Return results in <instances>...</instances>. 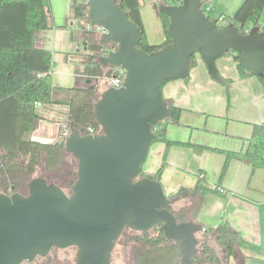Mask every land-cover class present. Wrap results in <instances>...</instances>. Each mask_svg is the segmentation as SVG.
<instances>
[{
    "label": "water",
    "instance_id": "95a60500",
    "mask_svg": "<svg viewBox=\"0 0 264 264\" xmlns=\"http://www.w3.org/2000/svg\"><path fill=\"white\" fill-rule=\"evenodd\" d=\"M85 5L88 22L105 30L99 44L115 45L96 54L97 62L103 69L123 68L124 80L119 87L106 84L93 103L99 132L70 127L64 139L54 140L77 160L70 193L42 176L27 182L26 194L0 192V264L31 263L53 248L68 247L76 248L75 264H111L124 230L145 232L159 224L177 243L180 264H194L203 225L178 220L169 206L179 196L166 194L154 173L142 170L154 127L170 115L161 87L188 77L193 54L216 80L215 60L228 52L237 54L245 71L264 76L263 24L240 31L232 22L219 25L208 17L201 0L162 2L157 8L169 18L170 41L148 53L137 46L142 33L120 2L86 0ZM31 139L53 142L41 135Z\"/></svg>",
    "mask_w": 264,
    "mask_h": 264
},
{
    "label": "crops",
    "instance_id": "0c3cea01",
    "mask_svg": "<svg viewBox=\"0 0 264 264\" xmlns=\"http://www.w3.org/2000/svg\"><path fill=\"white\" fill-rule=\"evenodd\" d=\"M201 1L214 18L232 16L244 0ZM162 2L138 0L149 44H162L166 38L157 8ZM48 5L51 27L35 33L34 45L51 52L52 97L68 100L72 95L68 88L85 85V57L98 53L89 48L93 32L87 28L88 19L74 17V7L84 6V0H48ZM259 23L264 29V10ZM195 62L187 78L161 87L168 103L182 111L178 123L161 124L163 132L151 143L144 170L158 176L166 194L179 196L175 203L180 206L186 198L179 192H191L199 175L207 187L217 185V192L209 191L202 198L195 220L205 227L225 221L236 232L233 255L227 257L224 249L215 247L222 264H264V168L252 169L245 161L230 159L220 178L226 155L217 150L239 151L252 124L264 122V83L257 76L242 75L229 53L215 60L220 80L210 76L198 54ZM103 79L98 82L104 89ZM36 109L41 119L35 132L41 136H54L59 123L68 121L66 105L39 104ZM162 137L173 143L167 144Z\"/></svg>",
    "mask_w": 264,
    "mask_h": 264
},
{
    "label": "trees",
    "instance_id": "16d2710c",
    "mask_svg": "<svg viewBox=\"0 0 264 264\" xmlns=\"http://www.w3.org/2000/svg\"><path fill=\"white\" fill-rule=\"evenodd\" d=\"M116 1L121 3L129 19L137 24L142 33V39L137 45L139 48L149 53L170 41L166 32L169 23L166 14L158 12L166 36L165 41L158 45L149 44L145 38L138 0ZM160 1L180 2V0ZM205 6L202 4L203 10ZM263 10L264 0H244L232 16H223V18L227 23H234L240 31H245L259 24ZM86 12L85 5L74 7L76 18H87ZM49 17L48 0H0V192L21 191L20 186L28 182L38 169H40L39 176L52 183H55L59 176L71 172L70 169H66L63 174H56L63 160L69 155L65 152L63 144L58 141L41 143L32 140L28 135L36 129L41 119L36 109L37 104L66 105L68 124L71 127L78 128L82 133H88L89 128L96 132L100 131L93 116V103L98 98L97 86L94 82L103 75L104 69L97 62L95 54H87L84 59L85 85L68 88L67 90L72 92L68 100H57L52 97L51 52L34 45L35 33L51 27ZM92 36L96 35L93 33ZM101 47L98 37H95L89 46L94 53ZM228 53L233 55L242 75H251L238 63L236 53ZM195 63V54H193L190 57V64L194 66ZM259 78L264 83V76ZM169 107L170 115L164 120V125L179 122L182 109L172 103H169ZM160 126L159 122L154 127L155 136L152 142L161 136L163 128ZM166 143L171 144L173 141L166 140ZM217 150L226 155L220 178L224 175L230 159L245 161L252 169L264 168V122L252 124L246 145L239 151ZM41 157H44L43 163ZM205 183L203 176L199 175L191 192L189 190L179 192L182 198H186L184 204L178 210L174 209L173 205L169 206L178 220H195L204 195L209 191L217 192V185L210 188ZM203 227L204 230L199 237L198 253L193 256V263L222 264L215 247L224 249L227 257L233 255L238 241L236 232L225 221L214 227ZM123 233L122 237H126L124 243L128 245L131 242V260L127 264H180L177 243L164 236L160 224L145 232L128 229Z\"/></svg>",
    "mask_w": 264,
    "mask_h": 264
},
{
    "label": "rangeland",
    "instance_id": "374dc122",
    "mask_svg": "<svg viewBox=\"0 0 264 264\" xmlns=\"http://www.w3.org/2000/svg\"><path fill=\"white\" fill-rule=\"evenodd\" d=\"M206 14L209 17H212V14L210 13V11H207ZM97 36H92L90 38V42L93 41V39ZM56 66V64H55ZM104 75L101 77V80L103 81L104 79ZM100 80V82H101ZM97 86V94L98 96L100 95L101 91L103 90L102 85H100L99 82H94ZM85 84V83H84ZM62 95H67L65 93V91H61ZM164 122L161 121L160 123L162 124ZM164 125V124H163ZM205 132V131H204ZM33 133H30L29 135H32ZM59 140V139H58ZM154 144V143H153ZM151 147H149V150L147 152L146 158L142 164V169L143 171L147 162V159L150 156L151 153ZM44 161V157H41V162L43 163ZM66 169H70L71 172L69 173H65L63 174L64 170ZM76 169H77V160L72 156V155H68L63 162L61 163L59 169H57V173L56 174H63L61 176H59L58 178H56L57 180H55V183L58 184L59 186H61L65 192L70 193V183L69 182L70 179H72V181L76 178ZM63 172V173H62ZM40 175V169H38L33 175L32 177L35 176H39ZM62 178V179H61ZM21 190L26 191L27 193V182H25L24 184H22L21 186ZM19 191V190H18ZM173 208L178 210L180 204H172ZM128 230V229H126ZM127 232L129 235L131 234V232L129 231H125ZM201 232L197 233V236L199 238V234ZM124 234V233H123ZM121 238L119 240V243H117L112 251V260H111V264H127L131 258H130V244L131 242L127 245L124 242L126 241V237H122V235L119 237ZM75 257H76V248L75 247H68V248H64V249H57V248H53L49 254L45 257H36V259L34 261H32L31 263H23V264H75Z\"/></svg>",
    "mask_w": 264,
    "mask_h": 264
},
{
    "label": "built area",
    "instance_id": "2783aa9c",
    "mask_svg": "<svg viewBox=\"0 0 264 264\" xmlns=\"http://www.w3.org/2000/svg\"><path fill=\"white\" fill-rule=\"evenodd\" d=\"M85 2H86V0H84V4H85ZM203 11L206 14V12L209 11V7L205 6V10H203ZM214 19L216 20V23L219 25H223V24L227 23V21L223 18V16L214 17ZM87 28L91 32H93L98 38H101L102 34L105 32V30L101 26H93L89 22L87 23ZM111 49L112 48L109 49L107 47V45H102V47L97 52H98V54H107V52ZM124 76H125V70L123 68L116 67V66L109 67L107 77H106V83L108 86L119 87V86H121V84L124 80ZM37 105H39V104H37ZM70 127L71 126L68 124V121L59 123L58 130H57L56 134H54V136L48 137V138H50L51 141L58 140V139L59 140L64 139L69 134ZM94 132H96V131H94L91 128L88 129V133H94ZM97 132H99V131H97ZM32 133L33 134L31 136L39 135V133L35 132V130Z\"/></svg>",
    "mask_w": 264,
    "mask_h": 264
},
{
    "label": "flooded vegetation",
    "instance_id": "af4514ba",
    "mask_svg": "<svg viewBox=\"0 0 264 264\" xmlns=\"http://www.w3.org/2000/svg\"><path fill=\"white\" fill-rule=\"evenodd\" d=\"M107 47L110 49V48H112V47H114V46H113L112 44H110V45H108ZM70 181H72V179H70L69 182H70ZM20 192L23 193V194H26V191H24V190H21Z\"/></svg>",
    "mask_w": 264,
    "mask_h": 264
}]
</instances>
